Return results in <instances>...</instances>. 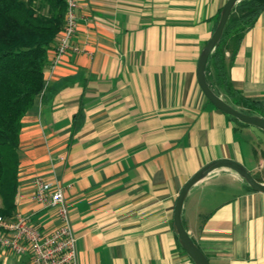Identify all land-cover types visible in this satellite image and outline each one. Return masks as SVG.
Masks as SVG:
<instances>
[{
	"label": "crops",
	"instance_id": "1",
	"mask_svg": "<svg viewBox=\"0 0 264 264\" xmlns=\"http://www.w3.org/2000/svg\"><path fill=\"white\" fill-rule=\"evenodd\" d=\"M226 1L79 0V51L54 65L48 52L44 87L22 118L16 211L52 230L56 210L33 199L32 179L58 184L79 264H193L173 228L183 184L221 158L264 170V131L216 108L197 79ZM223 51L232 85L264 105V10ZM182 221L209 264H264V193L234 171L197 182ZM0 264L31 263L4 254Z\"/></svg>",
	"mask_w": 264,
	"mask_h": 264
},
{
	"label": "trees",
	"instance_id": "2",
	"mask_svg": "<svg viewBox=\"0 0 264 264\" xmlns=\"http://www.w3.org/2000/svg\"><path fill=\"white\" fill-rule=\"evenodd\" d=\"M263 10L264 0H240L232 9L222 38L205 66L206 80L214 92L219 95L222 92L239 109L262 117L264 105L243 95L230 82L223 44L232 39L237 48ZM64 13V0H0V215L12 216L16 212L22 118L44 87L48 52L58 42ZM219 16L220 12L216 24ZM252 175L264 182L257 174ZM244 184L253 190L245 181Z\"/></svg>",
	"mask_w": 264,
	"mask_h": 264
},
{
	"label": "built area",
	"instance_id": "3",
	"mask_svg": "<svg viewBox=\"0 0 264 264\" xmlns=\"http://www.w3.org/2000/svg\"><path fill=\"white\" fill-rule=\"evenodd\" d=\"M64 2L63 27L50 65L56 64L69 50L79 51L73 44L79 0ZM32 189L33 199L44 208L56 210L59 224L46 231L33 223L31 214L16 211L12 216L0 215V257L4 254L18 258L26 255L31 264H79L78 237L72 227L62 188L38 175L32 179Z\"/></svg>",
	"mask_w": 264,
	"mask_h": 264
},
{
	"label": "water",
	"instance_id": "4",
	"mask_svg": "<svg viewBox=\"0 0 264 264\" xmlns=\"http://www.w3.org/2000/svg\"><path fill=\"white\" fill-rule=\"evenodd\" d=\"M240 0H227L220 10V16L218 22L204 45L198 63H197V79L198 83L208 98V100L219 110L237 119L238 121L252 125L264 131V117L256 113L245 112L232 104L228 103L221 95L214 92V90L209 86L206 76H205V66L209 55L215 48V46L220 42L224 27L227 22L232 9ZM226 168L234 171L238 174L245 183L250 186L254 191L264 193V182H260L254 178L250 171L240 162L221 158L210 161L203 165L199 170H197L182 186L180 192L178 193L173 214V228L176 234L178 243L186 252L187 256L191 259L193 264H209L207 257L198 247V245L193 241L186 231L183 221H182V208L184 200L190 191V189L200 180L204 179L211 172L216 169Z\"/></svg>",
	"mask_w": 264,
	"mask_h": 264
},
{
	"label": "rangeland",
	"instance_id": "5",
	"mask_svg": "<svg viewBox=\"0 0 264 264\" xmlns=\"http://www.w3.org/2000/svg\"><path fill=\"white\" fill-rule=\"evenodd\" d=\"M256 174L260 177V178H264V170L260 172H256Z\"/></svg>",
	"mask_w": 264,
	"mask_h": 264
}]
</instances>
